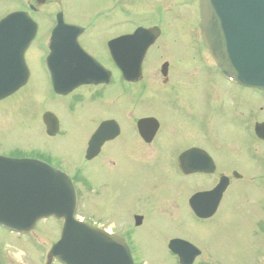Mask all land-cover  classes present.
<instances>
[{"label": "flooded vegetation", "instance_id": "1", "mask_svg": "<svg viewBox=\"0 0 264 264\" xmlns=\"http://www.w3.org/2000/svg\"><path fill=\"white\" fill-rule=\"evenodd\" d=\"M88 2V7H91V11L85 16L83 6L77 11L74 10L77 15L73 20L70 16H66L62 9V0H3L1 2L9 6V11L0 17V20L11 13H25L35 22L36 35L25 53V64L29 74L24 85L11 95L0 100V103L16 95L17 99L21 98V101L29 104L27 99L33 98V94L28 93V87L31 86L32 82L31 68H36L46 87L45 94L38 97L41 108L42 104H45L47 108L56 107L55 109H58V115H55L48 108L49 110H45L41 116L44 132L49 137L60 139L65 136L59 118L63 117L61 114L62 110L65 109L68 115L66 119L74 123H80V119L74 116L77 112L76 108L83 104H91L90 108L102 106L105 100L109 98L108 96H110L114 83L121 86L124 85L120 90V98L128 99L129 104L133 108L140 104L141 100L147 97L146 95H160V98L163 99L161 100V106H169L171 110L177 113L181 112V110L184 111L179 97L174 96L172 93L174 92L175 94L174 85L171 84L176 81L178 73L176 68L178 65L173 69V65L169 66L167 62H164L159 67L158 73L163 78V84L167 83L169 76L171 81L169 88L171 89L165 88L156 93L153 90L148 91L146 94L137 93V87L142 81L143 72L146 69L145 63H148L147 69L151 70L150 67L155 64L159 55L164 57L172 55L175 58V54L165 52V29L172 27L170 32L174 34V37L183 39L185 45L192 51L188 59L176 56L177 64L186 61L185 72H190L195 68L206 69L211 74L214 72L217 75L214 77L222 82L223 85H226V87L224 86L226 88L224 92L220 91L210 100L204 101V110L210 113H218V116L221 115L219 119L228 113L233 115L236 120L230 126L243 133L245 144L242 148L252 158L249 161L250 164L246 163L247 172L239 166L235 167V169L231 167L230 170H224L219 168L212 154L202 146L201 142L177 148H171V145H168L170 166L179 180L185 181L195 176L208 180L204 186L193 187L191 188L193 190H189L186 193L183 200L186 213L199 224L209 221L225 203L224 196L228 193V190L238 183L237 188H239L240 197L235 198L229 205L234 211L239 208V201L248 206V212L245 215V219H242L241 226L247 228L253 237L258 234L263 238L264 156L259 152V149L262 146L264 147V91L240 87L238 84L226 79L214 64L202 41L198 0H89ZM57 17L60 18L63 25L75 28L72 37L77 44V47L67 49L66 54H64V50L59 51L57 54L54 66L57 69L55 81L59 93H55L52 89L51 76L47 66L49 41L52 30L57 24ZM189 27L192 29L189 30ZM188 32H191L192 36ZM63 36L62 28L61 32L57 33V38H63ZM40 37L43 40H40ZM149 39L152 40L151 43ZM145 43L150 44H147L148 46L146 45L145 49H143ZM89 44H95L97 52L90 49ZM32 47L35 50H32ZM153 54L155 61L150 64L153 60L151 58ZM88 75L93 76L94 80L92 82H84L87 80L84 78ZM34 94H37L36 91ZM241 94H248V96L241 97ZM254 96L257 98L252 99L251 97ZM244 97L249 98L245 100L243 99ZM241 106L244 111L240 110ZM45 114H49V116L54 118L50 123V126L54 129L52 135L47 133V127L49 126L43 122ZM143 115L134 114L133 112L121 113V117L127 124L132 126V136L135 140L132 147H128L125 143L124 148L122 143H119L124 134L117 119L106 118L97 122L92 121L94 126L93 128L90 127L86 141L83 143V151L80 158L83 163H95L93 168L90 169L89 178L84 173L82 175L81 171L76 173L74 170H70L63 163L43 160L41 157L21 154L17 158H11L37 160L65 173L72 181L75 190V220L105 232L119 242L125 243L129 249L133 264H137L139 259L142 260L144 256L136 252V247L131 239L132 235L129 231L125 232L126 228L124 226L128 225L132 230L141 228L144 225L143 215L133 213L136 209L131 210L128 217L125 218L126 221H123L125 223L121 225V228L115 229L116 225L111 223L117 220L119 216H111L109 213L99 210L96 206L102 187L107 182L105 181V184L100 183L94 178L93 173L98 166L97 164L107 168L110 172L116 171L121 167V163L123 164L122 160L126 164L134 163L133 165L139 169L143 164H139L138 156L144 153V147L148 150L147 154H152L151 160L147 162L154 163L157 161L156 156H158V150L161 147L156 145V138L159 137L161 123L156 117ZM183 115L190 118V124H194V116L190 113L189 115L183 113ZM143 120L148 121L142 122ZM211 121L210 118L204 119L206 132L207 129L210 130L209 124ZM204 132L202 131L204 141L212 143L217 153L223 152V143L213 135L204 136ZM101 139L104 140L99 144ZM164 145H162V149ZM109 147L110 149L108 150ZM234 148L235 145H232L231 150L235 153ZM187 153L189 154L187 155ZM0 156L10 158L5 153H0ZM147 162L145 161V163ZM8 178V171L3 168L0 169V180H8ZM171 186L168 185L167 196L163 194L157 199L167 202L164 207L162 206L161 210H158L160 214H170L174 213L172 210H178L179 204L176 202V195L179 193V188L176 187L174 189L173 187V193H171ZM214 191L213 197L219 195L217 198L205 197L204 200L198 202L193 199L198 194H208ZM81 199L86 200L85 205L86 203L87 205L85 207L82 205ZM236 200L238 202H235ZM155 206L157 205L155 204ZM250 208L253 213L252 218L250 217ZM195 210L202 215H210L202 218L196 215ZM100 212L106 215L105 218L107 216L112 217L111 223H103V219L99 215ZM49 219L56 221L61 227V220H56L52 217L47 218V220ZM173 240L184 241L194 248H190V250L182 249L185 258L197 253L192 264L211 263V256L205 249L203 250L192 241L173 238L164 242V244L166 252L173 257L176 264H180L183 259L181 260L178 255V253L181 254L180 250L177 253L169 249V243ZM255 252L253 254L257 256V259L255 260L253 255L251 264H264V239L255 248ZM51 262L60 264L54 259L47 258L40 264H51ZM0 264H4L1 258Z\"/></svg>", "mask_w": 264, "mask_h": 264}, {"label": "rangeland", "instance_id": "2", "mask_svg": "<svg viewBox=\"0 0 264 264\" xmlns=\"http://www.w3.org/2000/svg\"><path fill=\"white\" fill-rule=\"evenodd\" d=\"M62 1V9L66 16H70L72 20L77 15L75 11L82 6L85 16L91 11V7H88L89 0ZM1 2L3 0H0V17L9 11V6ZM171 29L172 27L165 29V52L175 54V58L172 55L167 57L159 55L155 61L153 54L150 64L155 61L154 67L152 66L151 70H148V63H145L146 69L143 72L142 81L138 85L139 88L137 87V93L146 94L152 90L156 93L165 88L171 89L169 87L174 85L175 94L172 93L179 97L184 111L181 110L177 113L169 106H161L163 99L160 98V95H146L147 97L133 108L128 99L120 98V90L124 85L114 83L109 98L102 106L90 108L91 104H83L76 108L77 112L74 116L80 119V123L66 119L68 115L65 109L62 110L63 117L59 118L65 136L60 139L49 137L44 132L41 116L48 108L58 115V109L56 110V107L47 108L45 104H42L41 108L38 97L45 94L46 87L38 75L37 69L31 68L32 82L28 87V93L33 94V98L27 99L29 104L21 101V98L17 99L16 95L0 103V153H5L10 158H17L22 154L63 163L70 170H74L76 173L81 171L82 175L84 173L89 178L90 169L95 163H83L80 158L83 143L94 126L92 121L97 122L106 118L117 119L124 134L119 143H122L124 148L125 143L128 147H132L135 140L132 136V126L121 117V113L133 112L138 115L156 117L161 123V131L159 137L156 138V145L161 147L158 150V156H156L157 161L147 162L151 160L152 154H147L148 150L144 147L145 154L138 156L139 164H143L139 169L133 165L134 163H124V160H122L124 165L121 163L119 169L111 172L97 164L93 176L100 183L105 184L106 181L107 184L103 185L96 206L111 216H119L111 223L113 218L109 216L105 218L106 215L100 212L99 215L102 217L103 223L115 224V229H120L131 210L136 209L133 213L143 215L144 225L141 228L132 230L128 225L124 226L125 232L129 231L132 235L131 239L136 247V252L144 256L142 260L139 259L137 264H176L173 257L166 252L164 244L173 238L192 241L203 250L205 249L211 256L210 264H251L253 252L264 237L262 238L258 234L253 237L247 228L241 226L242 219H245L248 212V206L244 205L242 201L236 200L235 202L239 203V208L234 211L229 205L235 198L240 197L238 183L228 190L224 196L225 203L209 221L199 224L186 213L183 204L186 193L193 190L191 189L193 187L204 186L208 180L199 176L185 181L179 180L170 166L168 145H171V148H177L201 142L202 146L212 154L219 168L224 170H230L231 167L235 169L239 166L247 172L246 163L250 164L249 161L252 158L242 148L245 144L243 133L230 126L236 120L233 115L228 113L219 119L221 115L207 112L203 108L204 101L210 100L220 91L224 92L226 85L214 77L217 76L214 72L213 75L203 68L185 72L186 61L177 64L176 56L188 59L192 51L185 45L183 39L174 37V34L170 32ZM190 29L192 28L189 27ZM188 34L192 36L191 32ZM40 40L43 39L40 37ZM89 46L90 49L97 52L95 44H89ZM32 50H35L34 47ZM164 62H167L169 66L173 65V69L178 65L176 81L173 84H171L169 76L167 83L163 84V78L158 73L160 65ZM35 91L37 94H34ZM242 96H248V94H241ZM248 98L244 97L243 99L247 100ZM251 98L256 99L257 97ZM240 110L244 111L242 106ZM187 111L195 117L194 124H190V118L183 115V113L189 115ZM205 118L212 120L209 124L210 130L207 129V132L204 126ZM219 120L220 122H218ZM202 131H205L204 136L213 135L218 138L224 145V151L217 153L212 143L204 141ZM162 145H164L163 149ZM232 145H235V153L231 150ZM259 152L264 156L263 146ZM168 185H172L171 193H173V187L174 189L179 188V193L176 195V202L179 204L178 210H172L174 213L170 214H160L158 210H161L167 202L157 199L163 194L167 196ZM86 200L81 199L84 207L87 205V203L85 205ZM250 217H253L251 208ZM58 227L59 223L54 220H39L34 229L36 240L27 237L18 238L0 228L1 260L4 264H40L46 260L45 254L51 244L58 239ZM254 258L256 260L257 256L254 255ZM51 264L56 263L51 262Z\"/></svg>", "mask_w": 264, "mask_h": 264}, {"label": "water", "instance_id": "3", "mask_svg": "<svg viewBox=\"0 0 264 264\" xmlns=\"http://www.w3.org/2000/svg\"><path fill=\"white\" fill-rule=\"evenodd\" d=\"M199 7L204 44L224 75L242 86L264 89V0H199ZM23 18L22 14L14 13L0 22V99L24 82L23 55L35 31ZM62 28L60 26L55 35ZM65 30L70 32V28H63ZM63 37L71 38L67 34ZM57 43L58 40L52 41L51 57L57 51ZM150 43H145L143 49ZM52 119L45 114L43 122L51 128L47 127L49 135L54 132L50 126ZM145 121L148 120L142 122ZM0 161L8 172L13 169L25 172L24 182L15 179L0 183L1 226L28 232L43 217L62 218L61 236L51 247L49 258L63 264H132L124 243L74 221L75 196L67 178L25 162ZM214 193L198 194L193 199L198 202L205 197L217 198L219 195L213 197ZM195 213L202 218L210 215H202L197 210ZM169 248L177 253L181 251L178 253L183 259L181 264H192L197 255L185 258L182 249L194 248L183 241L173 240Z\"/></svg>", "mask_w": 264, "mask_h": 264}]
</instances>
